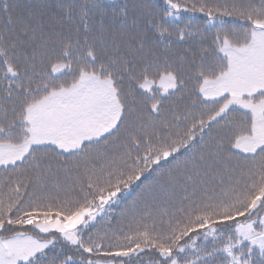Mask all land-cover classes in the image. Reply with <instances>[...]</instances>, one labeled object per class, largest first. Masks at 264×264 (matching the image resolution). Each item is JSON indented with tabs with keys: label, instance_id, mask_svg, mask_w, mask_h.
I'll list each match as a JSON object with an SVG mask.
<instances>
[{
	"label": "snow or ice",
	"instance_id": "snow-or-ice-1",
	"mask_svg": "<svg viewBox=\"0 0 264 264\" xmlns=\"http://www.w3.org/2000/svg\"><path fill=\"white\" fill-rule=\"evenodd\" d=\"M0 264H264V0H0Z\"/></svg>",
	"mask_w": 264,
	"mask_h": 264
},
{
	"label": "trees",
	"instance_id": "trees-1",
	"mask_svg": "<svg viewBox=\"0 0 264 264\" xmlns=\"http://www.w3.org/2000/svg\"><path fill=\"white\" fill-rule=\"evenodd\" d=\"M196 15H197L198 18L201 17V14H199V13H197ZM138 190L139 189H137V191ZM127 199L128 200H131L132 197L129 196ZM114 207H115V215H114V218H113V224H112V226L113 227H119V224H118V221H119V213H120L121 209L124 207V203L122 202L119 206H114Z\"/></svg>",
	"mask_w": 264,
	"mask_h": 264
}]
</instances>
